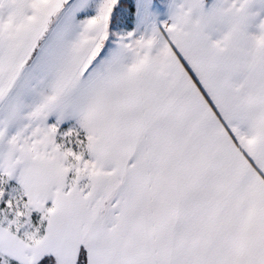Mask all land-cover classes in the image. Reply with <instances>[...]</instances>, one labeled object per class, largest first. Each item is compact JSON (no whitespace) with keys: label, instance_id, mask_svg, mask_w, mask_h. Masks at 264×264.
Listing matches in <instances>:
<instances>
[{"label":"snow or ice","instance_id":"6c2138e0","mask_svg":"<svg viewBox=\"0 0 264 264\" xmlns=\"http://www.w3.org/2000/svg\"><path fill=\"white\" fill-rule=\"evenodd\" d=\"M0 264H264V0H0Z\"/></svg>","mask_w":264,"mask_h":264}]
</instances>
